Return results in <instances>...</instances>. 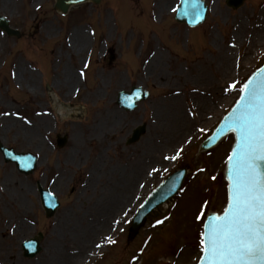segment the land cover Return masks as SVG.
Listing matches in <instances>:
<instances>
[{
	"label": "rangeland",
	"instance_id": "rangeland-1",
	"mask_svg": "<svg viewBox=\"0 0 264 264\" xmlns=\"http://www.w3.org/2000/svg\"><path fill=\"white\" fill-rule=\"evenodd\" d=\"M205 2V23L189 29L174 20L178 0H101L66 15L53 10L54 0H0V16L20 33L0 31V144L39 158L26 177L0 154V264L196 262V216L225 204L222 169L232 140L207 153L194 147L232 106L241 80L264 62V26L253 23L264 0L234 11L224 0ZM132 86L150 97L125 112L116 95ZM168 99L175 108L178 101L175 113L186 121H171L163 136L157 109L168 112ZM140 124L145 134L126 145ZM57 134L68 136L63 149L55 147ZM181 167L188 173L180 192L129 237L139 204ZM37 182L61 202L53 218L43 217ZM118 190L120 202L112 205L106 198ZM39 232L40 254L23 259L21 241Z\"/></svg>",
	"mask_w": 264,
	"mask_h": 264
},
{
	"label": "snow or ice",
	"instance_id": "snow-or-ice-1",
	"mask_svg": "<svg viewBox=\"0 0 264 264\" xmlns=\"http://www.w3.org/2000/svg\"><path fill=\"white\" fill-rule=\"evenodd\" d=\"M181 14L194 20L202 18L197 7H185ZM260 73L264 74V68ZM216 131L218 136L234 134L235 143L226 160L222 214L196 216L203 224L199 264H264V75L255 78L254 74L240 88L239 99Z\"/></svg>",
	"mask_w": 264,
	"mask_h": 264
},
{
	"label": "water",
	"instance_id": "water-1",
	"mask_svg": "<svg viewBox=\"0 0 264 264\" xmlns=\"http://www.w3.org/2000/svg\"><path fill=\"white\" fill-rule=\"evenodd\" d=\"M87 1H91L93 3H98L99 2V0H55L54 9L57 10L58 12H61V13L64 14V13H66L68 11V9L71 6L80 4V2L83 3V2H87ZM242 2H244V0H226V4L228 6H230V7H232V8H238L240 5H242ZM202 4L203 3L201 2V0H194V2L190 3V4H186L184 2V0H180V5H179L180 7L178 8L177 13L175 15L177 22H179V23H185L186 22L189 26H196V25L202 23L204 21V19H205V14H206V7H204V5H202ZM185 7H197L199 9V11H200V14H201L202 18H198V19L194 20L191 17L182 15L181 13L183 12V9ZM0 28L3 31H5L8 35L19 36L18 32L12 31V30L9 29L7 21H5L2 18H0ZM261 68H264V65ZM260 69H258L254 73L255 74V78H259L261 75H264V74L260 73ZM252 71H250V73ZM250 73H247V77L250 75ZM254 74H251L250 78H252ZM244 81L245 80H241V83H240L236 98L238 97L241 85H242V83ZM140 90H141L140 88H132L130 90L131 91L130 93L121 92L119 94V96H118V101L117 102H120V106L123 107L125 110H129V111L133 110L134 107H135V104L139 100H143V99H145L148 96V94L146 92H142ZM236 98H235V100H236ZM234 106H232V108ZM231 110L228 112V114L231 112ZM226 116H224V117H226ZM224 117H222V118L224 119ZM220 119L221 118H218L216 120V124L219 122ZM223 119H222V121H223ZM222 121H221V123H222ZM221 123L219 124L218 128L221 126ZM144 129H145V126H141V127L137 128V129H135L133 134H132V137L129 139L128 143L136 142L138 140V138L144 133L143 132ZM216 130L214 131L212 137H210L206 142H204L201 145L200 150H203V149L205 150V149L213 147L220 139H222V137H225L226 135H229V134L232 135L233 145H234V143H235L234 134L228 133V134H221V135L218 136ZM200 144H201V142L194 147V150H198V147H199ZM233 145L231 146V149H232ZM0 149L4 152V154H7L10 157V159H11V156H10L9 153L4 151L2 147H0ZM227 149H228V153H229L230 147H228ZM230 153H231V151H230ZM9 157L6 156V159H9ZM28 157H30V156H28ZM11 161H15V160H11ZM33 162H34V160H33ZM183 177H184V172H181V173H178V174L170 177L165 182H162L152 192V194H150L147 197V199L142 204H140L141 205L140 209L138 210V212L136 213V215L133 218V225H132L133 229H136L137 227H139L142 224V222H143L144 218L147 216V214H149L156 207L162 205L167 199L172 197L175 194V192L178 191V189H179V187H180V185L182 183ZM224 177H225L224 180H226V184H227V164L225 166ZM47 196H49V195H47ZM225 205H226V203H225ZM222 211H221V213H209V215H211V214L219 215V214H222ZM216 212H220V211H216ZM51 214H52V209H51V212L48 213V215H51ZM32 245H33V242H29L28 247L32 248ZM200 247H201V245H200ZM201 255H202V253H200V256ZM30 256H33V254H30ZM196 264H199V259H198Z\"/></svg>",
	"mask_w": 264,
	"mask_h": 264
},
{
	"label": "bare ground",
	"instance_id": "bare-ground-1",
	"mask_svg": "<svg viewBox=\"0 0 264 264\" xmlns=\"http://www.w3.org/2000/svg\"><path fill=\"white\" fill-rule=\"evenodd\" d=\"M259 13H258V17H257V19L255 20V22H253L254 24H255V26H257V27H263L264 26V5H263V7H262V9L260 10V11H258ZM262 22V23H261ZM261 23V26L259 25ZM260 29V28H259ZM254 31H252V33H253ZM257 32L258 31H256L255 33H254V35L256 36V34H257ZM234 37V36H233ZM223 55H225V57L226 58H228V55H227V53L226 52H224L223 53ZM66 80V79H65ZM222 99V98H221ZM221 99H220V101H221ZM170 100V101H169ZM219 100V99H218ZM168 101H169V105L168 106H164V108H165V110H168V112H165L162 108H158L157 110H158V112H159V115L163 118V119H165V120H163V124H164V126L163 127H158V129H159V131H158V133L157 134H161V135H163V136H166V135H168V133L170 132V128H171V121L172 122H174V123H176V122H178V123H181V122H184V121H186V120H184V121H180L179 119L181 118V115H178L177 113H175V111L176 110H174V109H177V108H179V104H178V101H177V108H175V107H173V105L172 104H174L175 102L173 101V100H171V99H168ZM165 113H169V115L168 114H165ZM161 121V120H160ZM7 122V120L5 121V123ZM108 122V118L105 120V123L106 124H108L107 123ZM112 125H115V124H113V120L110 122V124L108 125V126H112ZM169 125V126H168ZM98 129H100V125L98 124L97 126H96V130H98ZM155 129V128H154ZM156 130V129H155ZM170 134V133H169ZM100 136H102L103 137V139H106V134H104V133H101L100 134ZM148 147H150V145L148 146ZM149 155V154H148ZM224 168V167H223ZM119 184H120V181L118 182ZM120 188V187H119ZM111 198H112V205H114L115 203H118V202H120V190H118L117 191V193H115V192H112V195H111ZM107 200H109V198L107 199ZM109 205V204H108ZM107 205V207L109 208L110 206H108ZM112 205H111V207H112ZM102 207V206H101ZM109 211H111V210H109ZM103 221H102V218H100V223H99V227H102L103 226ZM185 256V254L183 255V257Z\"/></svg>",
	"mask_w": 264,
	"mask_h": 264
},
{
	"label": "flooded vegetation",
	"instance_id": "flooded-vegetation-1",
	"mask_svg": "<svg viewBox=\"0 0 264 264\" xmlns=\"http://www.w3.org/2000/svg\"><path fill=\"white\" fill-rule=\"evenodd\" d=\"M102 153H100V152H97V157L96 158H101V155ZM103 163V162H102ZM8 262V261H7ZM9 263V262H8ZM11 264V263H10ZM14 264H16V263H14Z\"/></svg>",
	"mask_w": 264,
	"mask_h": 264
}]
</instances>
